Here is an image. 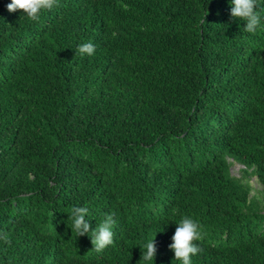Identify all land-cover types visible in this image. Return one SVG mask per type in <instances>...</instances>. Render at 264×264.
Masks as SVG:
<instances>
[{
  "label": "trees",
  "instance_id": "obj_1",
  "mask_svg": "<svg viewBox=\"0 0 264 264\" xmlns=\"http://www.w3.org/2000/svg\"><path fill=\"white\" fill-rule=\"evenodd\" d=\"M9 3L0 264H139L154 239L152 264H181L185 215L205 233L192 264H264V0L255 33L231 0H59L38 22ZM73 207L93 230L114 214V243L72 232Z\"/></svg>",
  "mask_w": 264,
  "mask_h": 264
},
{
  "label": "clouds",
  "instance_id": "obj_2",
  "mask_svg": "<svg viewBox=\"0 0 264 264\" xmlns=\"http://www.w3.org/2000/svg\"><path fill=\"white\" fill-rule=\"evenodd\" d=\"M58 6L59 0H11V3L7 5V11L9 13L22 11L29 20L38 22L43 11H51ZM257 7V0H231L230 15L234 20L246 21L245 31L255 33L261 25ZM77 51L81 56H92L96 51V46L92 42L82 43ZM87 215V207H73L68 216L71 220V231L75 232L78 237L89 236L93 249L99 253L114 243V214H106L94 230L85 219ZM204 238L203 226L195 219L187 215L183 216L177 224L172 237L173 242L169 246V249L174 252V260L180 261L181 264H192V257L203 251L196 242L203 241ZM0 240L10 243L7 233H0ZM154 240L143 244L139 264H152L154 261L156 256Z\"/></svg>",
  "mask_w": 264,
  "mask_h": 264
},
{
  "label": "rangeland",
  "instance_id": "obj_3",
  "mask_svg": "<svg viewBox=\"0 0 264 264\" xmlns=\"http://www.w3.org/2000/svg\"><path fill=\"white\" fill-rule=\"evenodd\" d=\"M241 165L239 164H234L233 167H232V172L234 175L236 176H240V170H241ZM250 181V184H251V187H252V191H251V196H258L259 199H261V195H260V191L262 189V185L261 183L258 181L257 177H250L249 180ZM263 207H264V204H263Z\"/></svg>",
  "mask_w": 264,
  "mask_h": 264
}]
</instances>
